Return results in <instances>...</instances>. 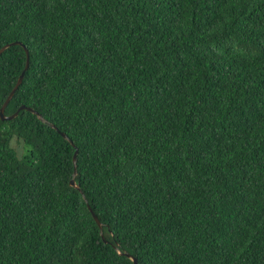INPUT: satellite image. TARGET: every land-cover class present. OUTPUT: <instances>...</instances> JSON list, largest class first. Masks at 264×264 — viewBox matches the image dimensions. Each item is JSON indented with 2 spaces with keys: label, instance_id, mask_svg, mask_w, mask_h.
Returning <instances> with one entry per match:
<instances>
[{
  "label": "trees",
  "instance_id": "16d2710c",
  "mask_svg": "<svg viewBox=\"0 0 264 264\" xmlns=\"http://www.w3.org/2000/svg\"><path fill=\"white\" fill-rule=\"evenodd\" d=\"M13 41L0 264H264V0H0Z\"/></svg>",
  "mask_w": 264,
  "mask_h": 264
},
{
  "label": "water",
  "instance_id": "95a60500",
  "mask_svg": "<svg viewBox=\"0 0 264 264\" xmlns=\"http://www.w3.org/2000/svg\"><path fill=\"white\" fill-rule=\"evenodd\" d=\"M14 44H21L23 47H24V51H25V56H26V59H25V66L23 68V70L20 72L14 86L11 88V90L9 91L8 95L6 96L5 100L3 101V103L1 104L0 106V119L1 120H10L12 118H14L18 112L20 110H29L35 114L38 115V117L41 119V120H44V118L39 115L37 113V111L35 109H33L32 107L30 106H26L25 104H21L12 114H5V108L8 104V102L10 101V99L12 98L14 92L16 91V89L18 88L19 84L21 83L22 79H23V75H24V72L25 70L28 68V64H29V51L28 49L22 44L20 43L19 41H13V42H10V43H5L3 44L1 47H0V53H2L7 47H9L10 45H14ZM60 134L67 138V136L65 135L64 132H61L59 131ZM73 147H74V152H73V155H72V162H73V176L76 174V155H77V146L72 143ZM69 184L77 189H79V185L75 183V180L74 178L72 177L70 180H69ZM90 212H91V215L93 217V219L96 221V223L98 224L100 230H101V222L99 221L98 217L96 216V214L94 213V211L91 209V207L89 206V204H87ZM101 236L103 238L104 241H106L103 237V234L101 233ZM126 256L130 257L132 259V264H136V261H137V258L136 257H132L129 253H125Z\"/></svg>",
  "mask_w": 264,
  "mask_h": 264
},
{
  "label": "rangeland",
  "instance_id": "374dc122",
  "mask_svg": "<svg viewBox=\"0 0 264 264\" xmlns=\"http://www.w3.org/2000/svg\"><path fill=\"white\" fill-rule=\"evenodd\" d=\"M17 146V145H16ZM17 148L20 150V152H22L23 151V149L21 148V146L20 145H18L17 146Z\"/></svg>",
  "mask_w": 264,
  "mask_h": 264
}]
</instances>
